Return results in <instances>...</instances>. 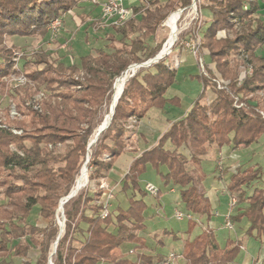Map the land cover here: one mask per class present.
Segmentation results:
<instances>
[{"label": "trees", "instance_id": "trees-1", "mask_svg": "<svg viewBox=\"0 0 264 264\" xmlns=\"http://www.w3.org/2000/svg\"><path fill=\"white\" fill-rule=\"evenodd\" d=\"M81 2L0 0V94H10L20 114L15 118L8 115L7 122H0L2 263L10 256H27L34 245L39 249L35 264H49L60 233L57 209L61 199L74 188L82 166H88L90 180L104 176L126 149L129 118L140 120L150 108H164L167 103L181 106L180 96L165 95L177 74V68L167 63V57L139 67L132 76L129 74L109 126L88 148L103 120V109L112 99L114 82L131 64L143 63L160 52L167 36L154 45H149L148 39H156L169 14L192 0H143L133 5L135 16L120 25L111 24L113 31L107 33L106 45L82 55L80 63H56L48 54L38 52L33 58L26 57L21 69L15 67L14 46L6 44V37L45 36L53 20ZM263 6L262 0H209L204 5L211 18L201 33L202 52L209 72L221 79L223 88L211 81L216 97L206 103L203 98L210 79L197 75L204 88L192 107L184 117L172 121L157 143L141 152L124 174L121 190L133 191L127 207L119 204L105 215V201L92 203L96 197L84 190L64 203L65 225L52 255L54 264H154L165 259L145 251L138 252L135 259L116 254L126 242L147 249L141 231L146 228L145 197L149 192L141 186L140 177L148 165L166 185L178 186L180 201L193 217L208 221L212 218V201L204 185L206 173L202 165L210 145L238 149L260 139L264 143L263 97L257 96L264 91V54L258 53L264 46ZM228 31L234 35L230 36ZM234 53L247 54L244 59L251 68L241 79L230 61ZM19 70L32 84L10 89L5 78ZM39 93L40 99L36 97ZM168 142L172 147L167 146ZM61 144L65 145L63 151L57 149ZM162 165L167 167L166 173L161 170ZM226 188L237 201L247 203L230 216L231 221L247 219L245 234L264 238V168L238 167L231 173ZM101 190L97 196L103 194ZM161 195L159 189L156 198ZM36 207L46 219L43 224L30 221ZM88 208H92L93 214L86 212ZM197 224V219H189L182 264H230L236 260L242 245L239 240L227 238L222 245L209 225L191 236ZM76 232L86 235L79 239ZM163 232L172 234L167 229ZM173 238L177 240L178 236L174 234Z\"/></svg>", "mask_w": 264, "mask_h": 264}, {"label": "rangeland", "instance_id": "rangeland-1", "mask_svg": "<svg viewBox=\"0 0 264 264\" xmlns=\"http://www.w3.org/2000/svg\"><path fill=\"white\" fill-rule=\"evenodd\" d=\"M142 1L143 0H139V4L142 3ZM165 1L166 0H162V2ZM192 2L191 4L185 7L177 8L174 11H172L169 14V16L164 20L163 27L159 31L157 38L154 39L153 37H151L148 39V44L154 45L156 41H158L164 35H166L167 39L165 40L162 46L163 49L168 38L170 39L173 32L178 29L177 41L172 46L171 51L162 57V58L167 57V63L171 65V67L177 68L176 63L182 60L179 57L185 53L183 52L184 49L183 42L186 39V37H188L193 30L197 29L200 26H201L200 28L201 33H203L211 18V12L204 7V5L209 3V0H197V4H195L197 6V9L199 8L202 11L203 15L201 22L200 20L194 18V15H196V13L194 10V3ZM262 10H264V6ZM178 11L180 12V18L177 23L178 27H176V25L173 24L171 25V27L173 28L172 30V28L168 25L167 22L170 16L174 12H178ZM262 15H264V11L262 12ZM111 24H112L111 21L104 16L103 12H102V16H96L94 18L92 17L90 18L88 14L83 15L80 14L79 10L72 9L66 12L60 18L53 20L49 24L48 26L49 32L45 36H41V35L8 36L6 37L5 42L8 46H14L13 60L15 61V67L17 68L19 67L20 69L22 68V63L24 62V60L27 59L26 57H28V59L33 58L35 54H37L38 52L39 53L44 52L48 54L49 57L56 63L63 62L61 61V59H63L64 57H66V60L64 61H66L67 63H80L81 55L86 53H91L94 51L95 48L101 47L104 44L106 45L107 43L106 35L108 32L113 31ZM220 34L224 35L225 32H221ZM228 34L230 36H233L234 32L228 31ZM259 50L260 53L264 54V46ZM201 51H202V46H201ZM186 54H188L187 51ZM246 56L247 54L244 55L239 53H234L230 56L231 64L234 65V67L239 71L240 79L243 78L246 74L251 72L250 66H248V63L244 59ZM40 66L42 67L43 64H40ZM143 67H147V66H143ZM137 68L138 66H136L135 69ZM197 75H201L199 65L193 56H188L187 60L182 61L181 66L177 68L176 80L174 84L170 87V91H169V95L171 96L178 95L183 99V102L181 107L176 106L177 107L176 110H171L170 112L175 113V112L184 111L186 107L193 100H195L200 96V94L203 91L204 85L202 80ZM5 81L7 87H9L10 89H14L15 87L26 86L27 84H32V82H30L28 78L22 73V70H19L18 72L7 76L5 78ZM114 84L111 95L112 99L103 109V120L99 125L100 127L104 123L105 118L107 116L109 117L110 115L111 105L114 97ZM213 85L214 84L210 81V83L206 86V92L203 98V101L206 103H210L216 97V91ZM263 94H264L263 90L259 91L257 95L258 98L260 97L264 98ZM41 95L42 93H39L36 97L40 99ZM263 98L261 99L262 114H264ZM237 102L239 101H236V103ZM241 105H243V103H240V106ZM107 109L109 111L108 113H105ZM8 115L11 118L20 116V114L16 110V104L13 97L7 93L0 94V122L3 123L7 122ZM138 121L139 120L135 117L129 118L128 121L125 148L130 152L132 151L134 152V150L136 149L137 137L135 131H136V126L138 125ZM154 125L156 129L157 128L159 129L162 126L161 124H159L158 120H154ZM18 133H21V130H18ZM57 149L63 151L65 149V145L61 144L58 146ZM182 150L185 153L189 154V151L186 150L185 148H182ZM105 157L107 158L108 156L105 155ZM128 157H129V152L123 154L122 157L119 158L115 163V166L117 167L118 170L113 171V168H115L114 166L104 176L95 180L89 179L88 166L84 164L80 170V173L82 169L85 167L87 169L88 179L86 183L81 187V189H78V192L84 190L88 193V195L95 196L96 199L92 203L105 201V203L107 204V209L110 211H114L119 204L122 207H127L129 204V198L132 196L133 191L128 190L127 192H123L121 190V185L123 180V174L124 172H126L125 167L128 164ZM88 160L89 158L87 159V161ZM202 165L206 173L205 186L208 187L209 189H211V186L215 187L219 191V195L221 198L219 202L220 208L218 210H220V212H222L223 215L225 210H228L231 200L230 193L223 192V190H225L226 184H228L229 182L230 179L229 174L235 172V170L238 167L260 165L264 168V143L262 139H260L258 142H255L250 146L241 147L238 149H233L229 146L218 148L216 144H212L209 147L208 153L204 156ZM160 168L164 173H166L168 170L167 167L163 165ZM189 168H191V166H189ZM103 180L108 181L113 196L109 197L108 191H106L101 187V181ZM148 182L155 184L158 188L162 190V197H160V199H157L156 195L151 193H149L145 197L148 203V208L145 211L146 228L141 231V235L145 237L147 244L146 245L147 250L145 252L147 253L155 252V254L162 256L166 254L169 255L172 252L181 253L185 240L189 237V233H188L189 219L187 218L179 219L175 216V211L177 208L181 209L184 212H187L183 203L180 201L179 188L170 189L171 188L170 186L167 189L165 187L161 175L158 174L151 165H148L147 171L144 174H142L140 177V184L142 187L145 188V185ZM255 183L260 184L259 181ZM76 184H77V179L74 184V189L77 188ZM101 189H103V194L101 193L100 196H97V193L99 191L102 192ZM169 189L171 193L168 192ZM251 189L252 186H250L247 189V192L249 193ZM210 193H212V190H210ZM3 199L4 197L1 194V190H0V201H2ZM236 203H240V202L236 200ZM240 206L241 205H237L236 210L239 209ZM86 212L88 214H93L92 208H88ZM222 215L220 216L215 215L213 220L215 221L216 226L224 224ZM56 217L58 219V222L60 223V229H61V223H63L64 220V208L58 207ZM194 218L197 219L198 224L194 227L191 236L198 233L203 226L208 225V220L205 219L204 217L202 218V217L194 216ZM30 221L34 223L43 224L46 222V219L44 220L40 216L39 208L36 207L33 210L32 215L30 216ZM81 226L84 229H86V225L84 223H82ZM164 229H167L168 231L172 232V234L166 235L163 232ZM63 231H64V227H63ZM228 231L229 230L218 231L217 237L219 242H221L222 244H224L225 239L227 238L226 234L229 235ZM174 234L178 236L177 240L173 238ZM85 235L86 234L84 233L76 232V236L79 237V239H83ZM231 235L235 236V231H231ZM54 245L52 247V255L55 254L53 253L55 249ZM122 249L125 251L124 253H121L119 249L116 250L119 255L126 254L132 259H135L137 257L136 255L138 252L136 251V247L133 244L126 242L123 244ZM132 249L134 251L131 252ZM38 255H39V249L38 247L33 245L27 256L25 257L10 256L6 260V262L3 263L0 262V264H27V263L35 264ZM51 262L54 264L52 257H51ZM182 263L183 262L181 261L179 262V264ZM154 264H163V260L161 262L157 261Z\"/></svg>", "mask_w": 264, "mask_h": 264}, {"label": "crops", "instance_id": "crops-1", "mask_svg": "<svg viewBox=\"0 0 264 264\" xmlns=\"http://www.w3.org/2000/svg\"><path fill=\"white\" fill-rule=\"evenodd\" d=\"M105 1L106 0H98L97 3H93L90 0H83V2H81V5L76 7V8H74V9L79 10L80 14H83V15L84 14H88L90 16V18L91 17L94 18L96 16H102V5H103V3ZM123 2L128 7H133V5H138L139 4V0H123ZM262 2L264 3V0H262ZM186 51H187L188 54H186ZM258 51L260 52V50H258ZM183 52H185V53L182 56L179 57L182 60H180V63L178 65V67L181 66L182 61H186L187 60L188 56H193L195 58V56L193 54H191L185 48L183 49ZM203 56H204V58L206 60V57H205L204 54H203ZM64 60H66V57L61 59V61H63L66 64H70V63H67ZM195 60H196V58H195ZM196 62H197V60H196ZM170 87L167 89V91L165 93L166 97H168V98L173 97V95L172 96L169 95ZM194 101L195 100H193L186 107V109L184 111H180V112H175L174 111L175 113H172L170 111L171 110H176L177 107H181V106H177L176 107V105H173V104H170V103H167L164 108L154 109L156 107H152V108H150L148 110L146 116L143 117L142 119H140L138 121V125L136 126V131H135V134H136V137H137L136 138V143H137L136 149L134 150V152L133 151L130 152V151L125 149V151L119 157V158H121L123 154H126L127 152H129L128 164L125 167V171L126 172L128 171L131 162L137 156H139L141 154V152H143L146 149L151 148L152 146H154L157 143L158 138L161 136L162 133H164L169 128V126L171 125L172 121L178 120V119H180V118H182V117H184L186 115V113L192 107V104H193ZM182 102H183V99L181 98V105H182ZM154 120H158L159 121V124L162 125L161 128H159V129L157 128L156 129V127L154 125ZM139 139H141V140H139ZM167 146L168 147H172L171 143H169V142H168ZM223 149H225V148H223ZM114 166H115V164H114ZM114 170H118L116 166H115V168H113V171ZM126 172H124V174ZM124 174H123V176H124ZM230 175L231 174H229V176ZM204 185H205V180H204ZM170 186H171L170 189L178 188L177 185H174L172 183L167 184V185L165 184V187L167 189ZM205 188H206L208 196L210 197V199L212 201V207H213V216L208 221V225L214 230V232L216 233L217 236H218V231L229 230L228 231L229 235L226 234V237L239 240L241 242V244H242L241 245V250H240V253H239L238 257L236 258V260L234 262H232L230 264H264V238L263 237H257V238L256 237H251V236H248V235H246L244 233L246 228L249 225V221L247 219H242L239 222H232V227H228L226 225V217H227V215L231 216L232 214H235L238 211H241V209H243L241 207L247 205V203H236V202L233 203V199L236 198V197L235 196L232 197L230 195L231 200H230L229 208H228V210H225V212L222 215V212H220V210H218L220 208V205H219L220 203L219 202H220V198H221L220 195H219L218 189H216L215 187H212V186H211V189H209L206 186H205ZM170 189H169V191L168 190L167 191L170 192ZM210 190H212V193H210ZM223 192H227L228 193L226 186H225V190H223ZM161 197H162V195H161ZM237 205H241V206H240L239 209L236 210ZM215 215H219V216L222 215L223 220H224V224L216 226V223L213 220ZM231 231H235V236L231 235ZM244 238H245V240H244ZM226 239H225V242H226ZM225 242H224V244H225ZM130 244L134 245V243H130ZM122 246L119 248V251L121 253H124L125 251L122 249ZM146 250L147 249H141V248H138V247L136 248L137 252L146 251ZM116 254H118L117 251H116ZM153 254H155V252H153ZM122 255H126V254H122ZM166 255H164L163 257L165 258Z\"/></svg>", "mask_w": 264, "mask_h": 264}, {"label": "built area", "instance_id": "built-area-1", "mask_svg": "<svg viewBox=\"0 0 264 264\" xmlns=\"http://www.w3.org/2000/svg\"><path fill=\"white\" fill-rule=\"evenodd\" d=\"M90 1L93 3L98 2V0H90ZM192 3H194V10L196 13V15H194V18L197 20H200L201 22L203 14H202L201 9L199 8L197 9V6L195 5L197 4V0H193ZM102 12L104 16L107 17L111 21L112 24H116V25H120L124 21H126L128 18L135 16V14L133 13V9L131 7L126 6L123 0H106L102 5ZM200 28L201 26L193 30L191 34L188 37H186V39L183 42L184 48L195 56L197 63L199 65V68H200L201 75L207 77L208 79H210V81L214 82L218 88H222L221 79L215 75H212L209 72L207 64H206V60L202 54V51H201L202 37H201ZM176 41H177V38L175 42ZM179 63L180 62L176 63V67H178ZM15 132H18V131L15 130ZM101 187L105 189L106 191H108L109 197L113 196L112 191L109 187L108 181H105V180L101 181ZM145 188L149 193L154 194V195H156L159 190V188L151 182H148L145 185ZM235 202H236V198L233 199V203ZM107 212H108L107 204L105 203L104 214L106 215ZM175 216L179 219H184V218L193 219L194 218L190 212H184L178 208L175 211ZM226 225L228 227H232V221H231L230 215H227L226 217ZM182 257L183 256L181 253L172 252L165 257V259L163 260V264H179Z\"/></svg>", "mask_w": 264, "mask_h": 264}, {"label": "bare ground", "instance_id": "bare-ground-1", "mask_svg": "<svg viewBox=\"0 0 264 264\" xmlns=\"http://www.w3.org/2000/svg\"><path fill=\"white\" fill-rule=\"evenodd\" d=\"M179 18H180V12L179 11L178 12H174L170 16V18H169V20L167 22L168 25L171 27V25L175 24L176 27H178L177 23H178ZM172 30H173V28H172ZM177 32H178V29L175 30L172 35L170 34L171 38L170 39L168 38L166 44L164 45V48H163V51H162V55L168 53L171 50V48H172V46L175 43V40L177 38ZM135 68H136V66H132L129 71L125 72L120 78H118L116 80V82L114 84V97H113V101H112V105H111V111H112L113 106L115 105V103L118 100V97H119V95H120V93H121V91H122V89L124 87L126 79L128 78L131 70L135 69ZM111 111H110L109 117L107 116L105 118L104 123L102 124V126H106L110 122ZM87 179H88L87 169L84 167L82 169L81 173L79 174L78 178H77V184H76L77 185L76 186L77 189H81V187L86 183Z\"/></svg>", "mask_w": 264, "mask_h": 264}, {"label": "water", "instance_id": "water-1", "mask_svg": "<svg viewBox=\"0 0 264 264\" xmlns=\"http://www.w3.org/2000/svg\"><path fill=\"white\" fill-rule=\"evenodd\" d=\"M162 51H163V49L157 54V56H155L154 58L149 59V60L146 61V62L131 64V65H130V66H129L124 72L129 71L130 68H131L132 66H138V68H139V67H142V66H149V65L152 64L153 62H156V61H158L160 58L163 57V56H162ZM135 71H136V69H133L132 72L130 73V76H132V75L135 73ZM123 90H124V88L122 89V91H121L119 97L121 96ZM119 97H118V99H119ZM117 101H118V100H117ZM116 103H117V102H116ZM116 103H115V105L113 106L112 111H111L110 122H111V120H112V118H113V115H114V112H115V106H116ZM110 122H109L106 126H101V127L99 126V127L97 128V133H96L94 139L91 140V141L89 142V144H88V148H90L92 145H94V144L96 143V141L98 140L99 136L101 135V133H102L104 130L107 129V127L109 126ZM77 193H78V189H77V188H75V189L73 188V189L71 190V192H70L67 196H65L63 199H61L59 208H64V203H66V202L69 201L71 198H73ZM64 225H65V218H64V220H63V223H61L60 233H59V235H58V237H57V240H56V242H55V245H54V248H55V249H54L53 253L56 252V248H57V245H58V241H59V239H60L61 236H62V232H63V227H64ZM51 257H52V256H50L49 264H53V263L51 262Z\"/></svg>", "mask_w": 264, "mask_h": 264}]
</instances>
